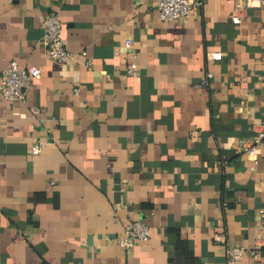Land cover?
I'll list each match as a JSON object with an SVG mask.
<instances>
[{
    "label": "crops",
    "instance_id": "0c3cea01",
    "mask_svg": "<svg viewBox=\"0 0 264 264\" xmlns=\"http://www.w3.org/2000/svg\"><path fill=\"white\" fill-rule=\"evenodd\" d=\"M240 1L163 22L149 0H0V77L41 70L24 101L0 94V264H228L232 246L264 264V141L246 150L264 131V0L236 25ZM53 11L68 64L42 45ZM138 220L151 238L125 250Z\"/></svg>",
    "mask_w": 264,
    "mask_h": 264
},
{
    "label": "built area",
    "instance_id": "2783aa9c",
    "mask_svg": "<svg viewBox=\"0 0 264 264\" xmlns=\"http://www.w3.org/2000/svg\"><path fill=\"white\" fill-rule=\"evenodd\" d=\"M59 2L63 0H58ZM158 10L159 18L163 22L184 21L193 16L194 10L202 5L201 0H149ZM263 0H242L236 5V14L232 16L234 24L241 23V13L260 8ZM45 34L42 45L45 48L46 57L58 64H68L74 59V54L70 52L63 40V23L60 13L53 11L48 14L44 20ZM126 47H133L132 40L126 41ZM212 58L221 60L222 54L215 53ZM90 65L91 61L88 60ZM127 73L129 76L138 77L139 69L137 65V55H133V60L127 65ZM41 70L37 67H21L17 62L12 61L9 67L3 71L0 77V94L5 101L22 102L26 98L27 91L32 88L34 83L40 78ZM214 78L213 73H208L202 81V86H207L209 80ZM79 90H76L78 93ZM264 141V131H258L256 137L250 146L246 147L247 153L253 160H257L261 154V148ZM41 146L36 144L32 148L33 155H38L41 152ZM55 184V181H51ZM261 231L260 242L264 246V219L259 225ZM151 227L143 220H138L129 224L124 233L117 238L119 246L125 250H131L139 243H146L151 238ZM251 254L254 257L259 256V250H247L244 247L232 246L226 250L228 264H239L242 258Z\"/></svg>",
    "mask_w": 264,
    "mask_h": 264
}]
</instances>
